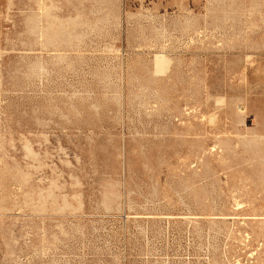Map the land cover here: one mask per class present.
<instances>
[{
  "label": "rangeland",
  "instance_id": "rangeland-1",
  "mask_svg": "<svg viewBox=\"0 0 264 264\" xmlns=\"http://www.w3.org/2000/svg\"><path fill=\"white\" fill-rule=\"evenodd\" d=\"M260 80L264 0H0V264H264Z\"/></svg>",
  "mask_w": 264,
  "mask_h": 264
},
{
  "label": "crops",
  "instance_id": "crops-1",
  "mask_svg": "<svg viewBox=\"0 0 264 264\" xmlns=\"http://www.w3.org/2000/svg\"><path fill=\"white\" fill-rule=\"evenodd\" d=\"M246 90V89H245ZM259 91H257V94H253L255 96H252L251 102L252 104H248V97L245 96V108L248 109L249 107V114L252 115L255 118V125L259 127V131L255 129L256 132H262V129L264 130V80H260V86L258 88ZM245 93H248V90L245 91ZM261 142V141H259ZM258 143V142H255Z\"/></svg>",
  "mask_w": 264,
  "mask_h": 264
}]
</instances>
